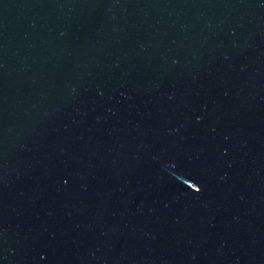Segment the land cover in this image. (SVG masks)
<instances>
[{"label":"water","instance_id":"1","mask_svg":"<svg viewBox=\"0 0 264 264\" xmlns=\"http://www.w3.org/2000/svg\"><path fill=\"white\" fill-rule=\"evenodd\" d=\"M0 264H264V0H0Z\"/></svg>","mask_w":264,"mask_h":264}]
</instances>
